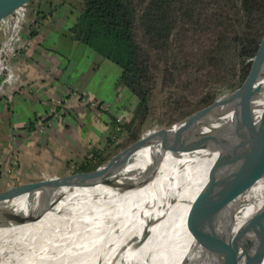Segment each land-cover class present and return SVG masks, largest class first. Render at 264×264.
Here are the masks:
<instances>
[{
	"label": "bare ground",
	"instance_id": "1",
	"mask_svg": "<svg viewBox=\"0 0 264 264\" xmlns=\"http://www.w3.org/2000/svg\"><path fill=\"white\" fill-rule=\"evenodd\" d=\"M224 102L237 107L240 115L264 112V73L214 105ZM231 121L230 112L220 120L223 125ZM235 150L241 158L242 151L248 153L246 159L254 154L258 178L251 185L249 177L241 178L230 155L225 197L210 220L195 264H242L262 246L264 127L238 142ZM217 157L211 150L164 153L160 146H151L137 152L119 175L120 180L136 182L153 173L134 190L78 187L75 179L59 178L3 196L0 264H180L194 247L186 232L190 206ZM246 159L252 176L256 164ZM243 185L246 193L240 195ZM256 214L258 228L250 222ZM144 231L148 238L141 244Z\"/></svg>",
	"mask_w": 264,
	"mask_h": 264
},
{
	"label": "crops",
	"instance_id": "2",
	"mask_svg": "<svg viewBox=\"0 0 264 264\" xmlns=\"http://www.w3.org/2000/svg\"><path fill=\"white\" fill-rule=\"evenodd\" d=\"M80 14L70 0L19 30L23 54L0 96V188L78 171L108 149L115 118L134 109L121 67L76 37Z\"/></svg>",
	"mask_w": 264,
	"mask_h": 264
},
{
	"label": "water",
	"instance_id": "3",
	"mask_svg": "<svg viewBox=\"0 0 264 264\" xmlns=\"http://www.w3.org/2000/svg\"><path fill=\"white\" fill-rule=\"evenodd\" d=\"M67 1L70 0H0V37ZM251 1L253 0L249 2ZM258 1L256 8L260 7L264 12V0ZM227 14L236 23L226 33H223V27H215L210 33L207 31L197 36L195 40L186 44L183 50L174 53L176 62L188 67L191 65L193 69H197L190 75L192 77L189 83L200 84L201 80L197 75L203 69H198L195 63L201 56L205 57L204 67L208 66L210 70H215L221 81L226 82L233 78L249 80L264 73V15L249 24L250 14L247 12L245 3H240ZM231 65L234 68H230ZM232 69L234 71L231 74ZM165 70L169 73L171 68ZM173 70L178 71V69ZM226 72H230L232 78L228 79ZM182 74H179L180 77ZM155 80H157L156 76L148 88L145 100L141 101L138 98L139 102L127 116L122 132L87 170L65 173L60 177H40L0 188V198L21 192L34 185L48 184L59 178L75 179L78 181L76 183L78 187L104 185L121 191L134 190L144 186L153 173L150 171L148 178L136 182L120 180L119 175L125 171L133 156L140 150L151 146H160L164 153L211 150L218 153V157L209 170L205 186L191 204L186 220L187 236L191 238L194 247L180 263L195 264L198 251L205 247L210 220L225 197L230 155L238 171H242L241 178L246 180L249 177L250 185L254 184L258 178L255 174L258 167L254 163V154H250V157L246 159L245 156L248 153L242 151L241 158L235 150V145L252 136L257 127H264V112L240 115L239 109L229 102L201 108V102L186 98L182 106L173 109L166 126H154L149 115L152 110L151 97L156 84ZM227 112L232 114V121L223 125L220 120ZM245 159L249 164H256L253 165L255 171H252V176L248 173L251 171L248 170L249 166L244 162ZM160 160H162V155L156 159V162ZM245 193L246 187L243 185L240 195ZM257 216V214L254 215L250 222L255 221L258 228ZM147 238L148 231H144L139 242L143 244ZM255 238H257V233ZM261 239L262 246L259 252L242 264H262L264 262V237ZM236 261L231 264H238Z\"/></svg>",
	"mask_w": 264,
	"mask_h": 264
},
{
	"label": "trees",
	"instance_id": "4",
	"mask_svg": "<svg viewBox=\"0 0 264 264\" xmlns=\"http://www.w3.org/2000/svg\"><path fill=\"white\" fill-rule=\"evenodd\" d=\"M76 1L81 11L73 28L76 37L119 65L122 85L141 101L146 98L161 60L215 27H223L226 33L234 26L236 21L227 14L230 7L245 3L249 24L264 15L260 7L256 8L258 0H142L139 12L133 0ZM96 159L86 161L78 171L87 170Z\"/></svg>",
	"mask_w": 264,
	"mask_h": 264
},
{
	"label": "rangeland",
	"instance_id": "5",
	"mask_svg": "<svg viewBox=\"0 0 264 264\" xmlns=\"http://www.w3.org/2000/svg\"><path fill=\"white\" fill-rule=\"evenodd\" d=\"M133 1L138 12L141 11L143 6L141 2L142 0ZM232 9L233 7H230L227 12L231 11ZM204 59L205 57L201 56L199 61L195 63L197 64L198 69H203L199 71V74L197 75L198 79L201 80L200 84L196 82L193 84L189 83L192 77L190 75H192V73H194L197 69H193L191 65L188 67L183 64H179L178 61H175L173 53H171L164 60H161L160 67L154 73L157 80H155L156 84L152 91V110L151 114L149 115V119L154 124V126H166L168 120L171 117V112L173 109L182 106L186 102V98L193 100L194 102H201V108H205L209 105L203 104L204 101L211 100L214 102L215 100L216 102L220 98H226L232 95L234 90L243 84H240L241 80L236 78H233V80L230 79L226 82L221 81L218 78L217 72L215 70H210L208 66L204 67ZM229 67L234 68L232 65ZM167 68H171L169 73L165 70ZM173 69H178V71ZM233 71V69L230 70L231 74ZM230 72H226L228 74V79L231 77ZM181 73L183 74L180 77L179 74ZM132 97L135 100L133 107H136L139 100L133 93ZM202 99L206 100L202 101Z\"/></svg>",
	"mask_w": 264,
	"mask_h": 264
},
{
	"label": "built area",
	"instance_id": "6",
	"mask_svg": "<svg viewBox=\"0 0 264 264\" xmlns=\"http://www.w3.org/2000/svg\"><path fill=\"white\" fill-rule=\"evenodd\" d=\"M21 27L22 25L8 31L0 42V96H6V83L14 77L13 63L23 54V48L18 44ZM29 45L30 43L27 42L25 47ZM92 106H97V104L92 103ZM124 125L123 117L115 118V138L122 132Z\"/></svg>",
	"mask_w": 264,
	"mask_h": 264
}]
</instances>
